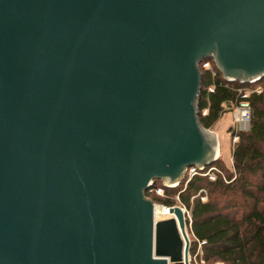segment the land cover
<instances>
[{"label": "water", "instance_id": "95a60500", "mask_svg": "<svg viewBox=\"0 0 264 264\" xmlns=\"http://www.w3.org/2000/svg\"><path fill=\"white\" fill-rule=\"evenodd\" d=\"M214 56L264 77V0H0V264H191L147 191L218 159Z\"/></svg>", "mask_w": 264, "mask_h": 264}, {"label": "trees", "instance_id": "16d2710c", "mask_svg": "<svg viewBox=\"0 0 264 264\" xmlns=\"http://www.w3.org/2000/svg\"><path fill=\"white\" fill-rule=\"evenodd\" d=\"M207 61L213 58L199 65L202 88L197 104L200 123L208 129L230 107L244 100L240 89L248 90L250 84L227 80L218 67H205ZM255 84L262 90L247 98L251 107L250 127L237 133L235 173L219 174L215 180L195 175L181 188L166 187L167 196L153 194L167 206L178 205V194L179 202L191 212L187 225L190 223L192 235L206 241L203 247L207 261L264 264V77ZM155 184L163 185L160 179ZM207 194L209 199L203 201L201 198Z\"/></svg>", "mask_w": 264, "mask_h": 264}, {"label": "rangeland", "instance_id": "374dc122", "mask_svg": "<svg viewBox=\"0 0 264 264\" xmlns=\"http://www.w3.org/2000/svg\"><path fill=\"white\" fill-rule=\"evenodd\" d=\"M205 63H204V66L206 67ZM213 67L214 68L218 67L219 69L221 68L219 66L217 59H216V56H214L213 61H211V68H213ZM252 84H250L248 86V89H251L256 85L255 83H252ZM236 107H237V105L230 107L228 112H226L223 115V117L212 128H208V129L205 128V134L207 135L208 139H210L212 141V143H214L216 146V155H217L218 159L214 165L217 166V169L219 171H221V173H222L221 175H224V176L227 175V172L233 173V174L235 173L233 153H234L235 145L239 141V140L236 141L235 135L241 130H248L249 126H250V124L249 125H243V124L235 121L234 111H235ZM186 180H187V177H185V178L183 177L181 179V181L178 184H176V186H173V187L181 188L183 185L186 184ZM162 181H166V180H162ZM153 194L154 193H151L149 197L156 204H163V203L159 202L157 199H155ZM164 196H167V194L165 193ZM177 196H178V194H176V196H175V199L178 201L177 204L182 205L179 202V199H177ZM204 197L205 198H203V197L201 198L203 201H207L209 199L208 194L205 195ZM187 217H189L191 220V212L190 211H189ZM187 230L189 232V237L191 240V248L193 247V249H194V250L190 249V252H191V255L193 258L192 259L193 264H197L196 260L194 258V255L198 251H200V256L197 257V261L199 263H201L202 260L204 259L205 263H201V264H224L220 261H218V262L207 261L205 256H204V247H203L204 244H201L200 240L196 239L192 235V233L190 231L191 230L190 223H188V225H187ZM193 240H196V242H193Z\"/></svg>", "mask_w": 264, "mask_h": 264}, {"label": "built area", "instance_id": "2783aa9c", "mask_svg": "<svg viewBox=\"0 0 264 264\" xmlns=\"http://www.w3.org/2000/svg\"><path fill=\"white\" fill-rule=\"evenodd\" d=\"M206 67L207 68H211V62H206L205 63ZM262 90V87L258 86V87H253L251 89H248V90H243V89H240V92L244 94V100L241 101L237 107L235 108V111H234V118H235V121L238 122V123H241L243 124V122L246 123V125H249L250 124V118H251V107H250V103L249 101L247 100V98L250 96V94L252 92H260ZM235 139L236 141L239 140V137L238 135L236 134L235 135ZM215 174V175H214ZM219 174H222L221 171H219L217 169V166L216 165H211V166H206V167H197V166H194V167H190L187 169V172L186 174H184V178L187 177V180H186V183L189 182V180L195 176V175H203V176H208L210 179L212 180H215L217 179L218 175ZM162 184L163 185H154L152 188H150L148 190V192L151 194V193H156L157 195H160V196H164L165 193H166V185L168 184L167 181H162ZM202 191H200L199 194H201ZM148 196V195H147ZM150 196V195H149ZM148 196V197H149ZM150 198V197H149ZM203 198H205L203 196ZM177 199H179V196H177ZM155 203V202H154ZM156 205H161L163 206L165 209H166V212L170 214V206H167L165 204H156L155 203V209H156ZM181 207H183V209L187 212V214L189 213L188 209L184 206V205H180ZM201 244H204L206 243V241H200ZM200 256V251H198L195 255H194V258L196 260V263L197 264H201V263H205V260L203 259L201 263H199L197 261V257ZM192 255H191V252H190V255H189V260H190V263L193 264V261H192Z\"/></svg>", "mask_w": 264, "mask_h": 264}, {"label": "bare ground", "instance_id": "6f19581e", "mask_svg": "<svg viewBox=\"0 0 264 264\" xmlns=\"http://www.w3.org/2000/svg\"><path fill=\"white\" fill-rule=\"evenodd\" d=\"M243 125H246L245 122H243ZM171 215H174L170 212ZM155 216H156V219H159V218H163L164 216H170L167 212H166V209L161 206V205H156V209H155Z\"/></svg>", "mask_w": 264, "mask_h": 264}]
</instances>
